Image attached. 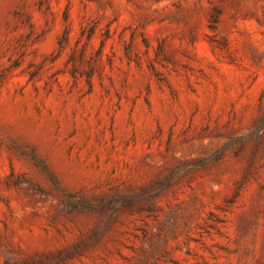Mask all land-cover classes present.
<instances>
[{
  "label": "rangeland",
  "instance_id": "rangeland-1",
  "mask_svg": "<svg viewBox=\"0 0 264 264\" xmlns=\"http://www.w3.org/2000/svg\"><path fill=\"white\" fill-rule=\"evenodd\" d=\"M0 264H264V0H0Z\"/></svg>",
  "mask_w": 264,
  "mask_h": 264
}]
</instances>
